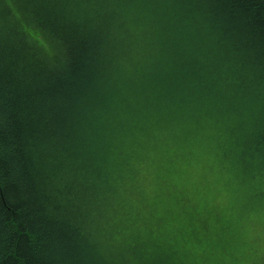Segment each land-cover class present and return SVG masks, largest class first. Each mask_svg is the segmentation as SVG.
I'll return each instance as SVG.
<instances>
[{"label": "trees", "instance_id": "1", "mask_svg": "<svg viewBox=\"0 0 264 264\" xmlns=\"http://www.w3.org/2000/svg\"><path fill=\"white\" fill-rule=\"evenodd\" d=\"M262 201L264 0H0V264H241Z\"/></svg>", "mask_w": 264, "mask_h": 264}, {"label": "rangeland", "instance_id": "2", "mask_svg": "<svg viewBox=\"0 0 264 264\" xmlns=\"http://www.w3.org/2000/svg\"><path fill=\"white\" fill-rule=\"evenodd\" d=\"M92 82V78H91ZM91 85V83H90ZM171 147V148H170ZM168 149L154 148L152 150L147 151V155H149L152 159L146 160L143 162L142 167V177L144 181L141 184V193L144 196V200L149 204H155L160 201V205L164 204V199H159V193H157V183H155L154 179V171L157 166V162L160 158V152L162 153L168 151L171 155H174L175 150L180 147L176 144L170 146ZM175 159V158H174ZM177 160V169L172 174V178L179 181H183L185 184L190 183L197 186L198 182L201 183L204 176V171L207 173V178H205V183L208 184L209 188L202 189L200 191V196L203 200L212 202V204L224 206L227 211L233 208L231 207V195L225 190V186H223V182L219 179V174L217 172V168L208 165L209 168L206 167V164L199 163L196 164L198 160L195 158H176ZM150 164V165H149ZM149 165V166H148ZM148 167V168H147ZM179 176V177H178ZM190 188H193L190 185ZM157 190V191H156ZM157 193V194H156ZM202 193V195H201ZM157 197V198H156ZM171 202H169V205ZM249 217V218H248ZM248 217L244 216L241 218V226L242 234L245 242H248L244 247L250 256V259L246 262H241V264H250V260L254 258H260L264 255V201L259 202L254 208L248 210ZM253 247L256 251L250 252V248Z\"/></svg>", "mask_w": 264, "mask_h": 264}]
</instances>
